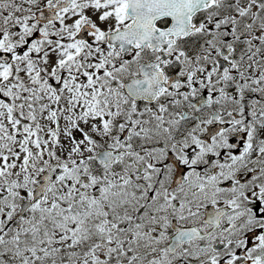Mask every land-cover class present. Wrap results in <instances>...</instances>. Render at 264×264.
Returning <instances> with one entry per match:
<instances>
[{
  "label": "snow or ice",
  "instance_id": "1",
  "mask_svg": "<svg viewBox=\"0 0 264 264\" xmlns=\"http://www.w3.org/2000/svg\"><path fill=\"white\" fill-rule=\"evenodd\" d=\"M0 264H264V0H0Z\"/></svg>",
  "mask_w": 264,
  "mask_h": 264
}]
</instances>
